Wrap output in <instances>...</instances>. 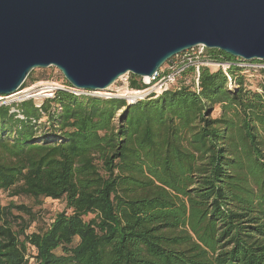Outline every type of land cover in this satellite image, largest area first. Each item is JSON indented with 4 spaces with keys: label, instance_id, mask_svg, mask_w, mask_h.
<instances>
[{
    "label": "trees",
    "instance_id": "obj_1",
    "mask_svg": "<svg viewBox=\"0 0 264 264\" xmlns=\"http://www.w3.org/2000/svg\"><path fill=\"white\" fill-rule=\"evenodd\" d=\"M230 75L0 105V190L65 202L33 230L0 203V264H264V70Z\"/></svg>",
    "mask_w": 264,
    "mask_h": 264
},
{
    "label": "water",
    "instance_id": "obj_2",
    "mask_svg": "<svg viewBox=\"0 0 264 264\" xmlns=\"http://www.w3.org/2000/svg\"><path fill=\"white\" fill-rule=\"evenodd\" d=\"M198 44L264 61V0H0V97L50 66L77 89L108 90Z\"/></svg>",
    "mask_w": 264,
    "mask_h": 264
},
{
    "label": "built area",
    "instance_id": "obj_3",
    "mask_svg": "<svg viewBox=\"0 0 264 264\" xmlns=\"http://www.w3.org/2000/svg\"><path fill=\"white\" fill-rule=\"evenodd\" d=\"M204 44H198L184 52L174 56L172 60L166 62L152 76H143L142 82L145 85L142 89H134L130 87V77L127 73L118 78V80L108 90L104 91H89L80 90L72 86L65 78L40 80L24 86L12 96L0 97V105H8L14 102H21L27 99H36L38 106L47 98H53L57 91L63 90L73 93L77 96H94L99 98H124L128 103H135L147 97H157L163 92L176 86L180 80L186 78V73H191V79L194 80L196 86H199L201 70L209 68L211 71H222L226 74L229 86L235 87L230 70L232 68L243 69L246 73H258L264 70V61H245L237 58L236 60H225L214 57ZM253 76V74H251ZM190 78H186L189 82ZM261 90V89H260ZM10 97H15L12 100H7ZM135 101V102H132Z\"/></svg>",
    "mask_w": 264,
    "mask_h": 264
},
{
    "label": "rangeland",
    "instance_id": "obj_4",
    "mask_svg": "<svg viewBox=\"0 0 264 264\" xmlns=\"http://www.w3.org/2000/svg\"><path fill=\"white\" fill-rule=\"evenodd\" d=\"M62 72L54 66L47 68H36L33 70L32 75L27 79L26 86L34 83L36 79L50 80V79H61ZM131 79V75L129 74ZM38 80V81H40ZM253 82L256 80L252 79ZM37 82V81H36ZM118 86V85H117ZM116 84L113 87H117ZM23 88V87H21ZM15 97H10L7 100H12ZM36 100V99H35ZM37 102L39 100H36ZM219 109H216L214 115L219 113ZM11 192H4L0 190V203L8 205L14 202L18 206H27L31 212L13 208L15 215H19V218L14 220V226L16 229H21L22 225L29 224L28 230H33L39 226H46L55 217V215L64 210L65 202L63 200H52L49 198H42L39 201L30 198L28 196H12ZM88 216L87 218H89Z\"/></svg>",
    "mask_w": 264,
    "mask_h": 264
}]
</instances>
